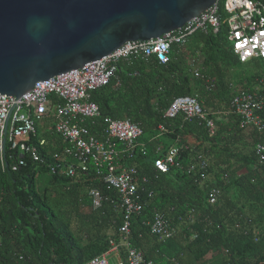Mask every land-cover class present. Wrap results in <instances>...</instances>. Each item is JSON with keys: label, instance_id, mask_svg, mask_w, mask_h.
Masks as SVG:
<instances>
[{"label": "trees", "instance_id": "obj_1", "mask_svg": "<svg viewBox=\"0 0 264 264\" xmlns=\"http://www.w3.org/2000/svg\"><path fill=\"white\" fill-rule=\"evenodd\" d=\"M201 60V78L193 77L188 62ZM237 66H243L237 71ZM251 68L256 71L249 73ZM264 60L241 64L233 55L226 27L216 34L195 32L183 47L172 46L168 62L155 57L129 58L117 65L109 84L91 94L99 118L84 122L91 134L105 119L129 120L142 130L131 158L123 167L134 168L140 183L142 210L130 219L128 243L154 264H264V164H257L253 148L264 143L259 133L240 127L228 110L241 91L261 89ZM191 97L209 113L215 133L209 135L196 120L182 115L165 119L164 111L175 97ZM215 114V115H213ZM264 121V109L261 112ZM93 124H96L94 126ZM161 126V132L158 127ZM185 137L194 139L193 145ZM43 141V145L39 142ZM37 150L40 162L22 156L24 166L10 167L4 146L0 164V264H85L120 244L123 211L119 195L107 189L92 167L78 177L65 176L54 155L63 143L53 125L37 127L27 142ZM180 149L181 169L160 173L153 161L168 148ZM198 157L207 162L204 171H188ZM102 196L92 207L89 192ZM216 194L209 203L210 192ZM160 214L175 230L159 240L149 233V222ZM121 264L124 252L120 251Z\"/></svg>", "mask_w": 264, "mask_h": 264}, {"label": "built area", "instance_id": "obj_2", "mask_svg": "<svg viewBox=\"0 0 264 264\" xmlns=\"http://www.w3.org/2000/svg\"><path fill=\"white\" fill-rule=\"evenodd\" d=\"M226 27L227 40L233 55L239 63L264 60V0H215V3L198 16L187 21L181 28L165 33L149 41L126 42L118 49L100 60L77 70L59 74L45 81L36 82L21 98L0 96V164L3 167L2 141L15 158L11 171L24 166L22 156L32 162H40L37 150L28 144L36 134L37 127H47V121L53 122V131L60 138L64 147L60 154L54 155L63 161L71 158L76 165L66 164L64 173L73 179L92 167L93 171L107 189L119 195V207L123 211V221L119 227L122 236L120 244L110 243L111 249L87 261L85 264H108L110 252H124L125 264H154L144 261L140 251L128 243L130 219L142 210L140 183L145 179L138 177L134 168L123 167L120 160L131 158L137 140L142 135L140 127L129 120L105 119L99 130L91 134L84 122L96 121L99 118L98 107L90 101L91 94L109 84L114 78L117 65L131 57H155L159 64L168 62L172 46L183 47L195 33L216 34ZM201 60L192 58L188 65L193 77L201 78L199 65ZM261 89L252 92L236 93L228 104V110L216 115H232L240 127H248L256 132L264 131L261 112L264 109V81ZM213 114V115H215ZM182 115L184 120H196L203 125L209 135L215 133V123L198 102L191 97H175L164 111L165 119H174ZM96 126V124H93ZM158 129L162 132L161 126ZM43 145V141L39 142ZM180 149L172 146L162 157L153 161V167L160 173L169 168H179ZM257 164H264V143H257L253 148ZM207 162L202 157L188 166V171L202 172ZM92 207L99 208L102 196L97 190L89 192ZM216 194L210 192L209 203L213 204ZM151 236L164 240L174 233L167 220L155 214L149 222Z\"/></svg>", "mask_w": 264, "mask_h": 264}, {"label": "water", "instance_id": "obj_3", "mask_svg": "<svg viewBox=\"0 0 264 264\" xmlns=\"http://www.w3.org/2000/svg\"><path fill=\"white\" fill-rule=\"evenodd\" d=\"M215 0H0V96L181 28ZM2 141L1 151H4Z\"/></svg>", "mask_w": 264, "mask_h": 264}, {"label": "crops", "instance_id": "obj_4", "mask_svg": "<svg viewBox=\"0 0 264 264\" xmlns=\"http://www.w3.org/2000/svg\"><path fill=\"white\" fill-rule=\"evenodd\" d=\"M185 139H186V143L188 145H193L194 144V139L193 138L185 137ZM108 258H109V261L111 262V264H121V262H122L121 255L119 256L118 252H116V251L110 252Z\"/></svg>", "mask_w": 264, "mask_h": 264}, {"label": "rangeland", "instance_id": "obj_5", "mask_svg": "<svg viewBox=\"0 0 264 264\" xmlns=\"http://www.w3.org/2000/svg\"><path fill=\"white\" fill-rule=\"evenodd\" d=\"M242 67H243V66H237V67H236V70L239 71V70L242 69ZM256 69H257V68H251L250 71H249V73H252V72L256 71ZM219 116H220V115H217V119H221V117H219ZM46 123H47V125H49V126L53 124V122H52L51 120H48ZM108 264H111V262L109 261V258H108Z\"/></svg>", "mask_w": 264, "mask_h": 264}]
</instances>
